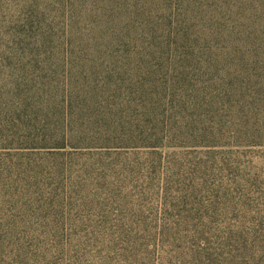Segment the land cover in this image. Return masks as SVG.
I'll use <instances>...</instances> for the list:
<instances>
[{"label":"rangeland","instance_id":"rangeland-1","mask_svg":"<svg viewBox=\"0 0 264 264\" xmlns=\"http://www.w3.org/2000/svg\"><path fill=\"white\" fill-rule=\"evenodd\" d=\"M193 1L216 16L197 36L220 65L202 58L186 86L170 79L173 125L194 136L99 157L28 154L0 137V264H264V8ZM22 3L0 4V39Z\"/></svg>","mask_w":264,"mask_h":264},{"label":"trees","instance_id":"trees-1","mask_svg":"<svg viewBox=\"0 0 264 264\" xmlns=\"http://www.w3.org/2000/svg\"><path fill=\"white\" fill-rule=\"evenodd\" d=\"M239 8L259 18L264 0ZM173 9L181 11L174 19ZM215 18L193 0H23L0 39V137L11 149L54 157L158 147L166 133L193 137L173 125L183 108L168 85L175 77L186 86L185 70L202 58L218 69L197 36L207 39L200 26Z\"/></svg>","mask_w":264,"mask_h":264}]
</instances>
